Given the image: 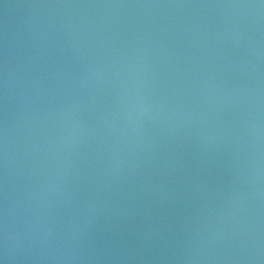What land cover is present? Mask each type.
<instances>
[{"label":"water","instance_id":"water-1","mask_svg":"<svg viewBox=\"0 0 264 264\" xmlns=\"http://www.w3.org/2000/svg\"><path fill=\"white\" fill-rule=\"evenodd\" d=\"M0 264H264V0H0Z\"/></svg>","mask_w":264,"mask_h":264}]
</instances>
